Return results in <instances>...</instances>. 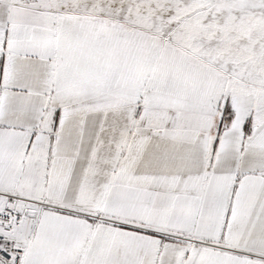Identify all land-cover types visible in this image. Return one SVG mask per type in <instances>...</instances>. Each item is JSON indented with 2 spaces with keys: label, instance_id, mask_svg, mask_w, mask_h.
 Returning <instances> with one entry per match:
<instances>
[{
  "label": "snow or ice",
  "instance_id": "obj_1",
  "mask_svg": "<svg viewBox=\"0 0 264 264\" xmlns=\"http://www.w3.org/2000/svg\"><path fill=\"white\" fill-rule=\"evenodd\" d=\"M0 264H264V0H0Z\"/></svg>",
  "mask_w": 264,
  "mask_h": 264
}]
</instances>
